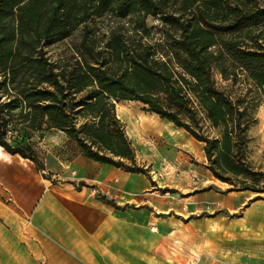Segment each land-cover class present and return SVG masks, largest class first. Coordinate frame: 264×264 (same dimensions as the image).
<instances>
[{"label":"trees","instance_id":"obj_1","mask_svg":"<svg viewBox=\"0 0 264 264\" xmlns=\"http://www.w3.org/2000/svg\"><path fill=\"white\" fill-rule=\"evenodd\" d=\"M148 17L163 26L149 28ZM79 30L73 53L53 60L47 48ZM215 70L234 86L250 83L249 94L220 89ZM252 89L264 97L256 0H0V147L39 171L30 141L58 131L91 161L145 174L116 113V103L134 101L203 143L217 180L264 193V174L247 155Z\"/></svg>","mask_w":264,"mask_h":264},{"label":"crops","instance_id":"obj_2","mask_svg":"<svg viewBox=\"0 0 264 264\" xmlns=\"http://www.w3.org/2000/svg\"><path fill=\"white\" fill-rule=\"evenodd\" d=\"M142 131L146 136L168 132L190 153L189 145L198 146L183 129L156 115L147 117ZM183 160L176 168L192 172L173 174L172 186L187 195L195 190L191 201L218 199L209 170ZM74 163L85 183L82 188L71 182L53 184L35 163L2 149L0 191H7L11 202L0 200V264H135L138 253H159L161 224H172L175 231L177 222L168 212H177L185 201L158 197L155 184L143 174L80 154ZM93 188L107 191L108 197L101 200ZM219 200L227 205L226 199ZM140 258L142 264H159L153 257L151 263L148 257Z\"/></svg>","mask_w":264,"mask_h":264},{"label":"rangeland","instance_id":"obj_3","mask_svg":"<svg viewBox=\"0 0 264 264\" xmlns=\"http://www.w3.org/2000/svg\"><path fill=\"white\" fill-rule=\"evenodd\" d=\"M256 1L264 5V0ZM125 21L127 20L122 21V24ZM96 25L104 31L107 30L110 23L100 20ZM147 25L149 28L163 26L160 19L156 17H148ZM80 34L79 30L71 38L47 48L48 54L57 61L61 57L69 55L70 51L73 53L72 46L79 41ZM152 36L153 41L160 39L157 31H154ZM214 79L220 89L231 93L233 97L249 94L250 83L241 81L234 86L231 81L224 80L217 70L214 71ZM241 79L243 80V78ZM252 91L250 98L255 108L257 121L248 131L247 155L254 170L264 174V97L254 89ZM118 110L120 115L117 113ZM116 113L125 125L126 134L136 153L138 167L145 170L146 173L143 175L155 184L154 190L158 191V197L171 201H185L177 212H168L169 215L174 216L172 218L177 222L174 232L171 230L172 224L167 222L161 224L159 253L153 255L147 252L138 253L136 259L132 258L135 259L134 263L142 264L139 263L140 257L145 259L148 257V262L153 257L154 262L157 261L159 264H264V193L240 191L217 180L208 169L205 145L201 142L198 143L184 129L198 145L195 144L193 147L189 145L191 153L176 144V139L168 132L146 136L142 131V125L146 124L149 115L156 114L149 112L146 106L140 102H118L116 103ZM159 118L163 123L167 122V120ZM209 135L212 137L216 135V132L210 130ZM9 137H12V140L14 138L21 140L22 136L10 134ZM30 142L35 145L38 156L44 164V177L52 181L53 184L61 181L62 183L71 182L78 188L85 186L79 171L74 168L78 153L71 145H68L69 139L66 135L58 131H45L37 133ZM201 150L204 157L202 160ZM183 158H186L191 164L200 166L199 170H205V168L209 170L212 180L215 181L211 186L216 191L215 195L218 199L191 201L188 198L195 194V190L187 195L182 193L177 186H172L176 185V181L172 177L173 174L184 175L192 172L183 170L180 172L176 168L178 164L185 163ZM198 191L201 192L200 189L196 190V192ZM91 192L101 200L108 197L107 191L103 192L93 188ZM9 197L7 191H0V200L3 204L11 202ZM219 198L226 199L227 205L223 204ZM162 216L167 218V215ZM167 230L171 232L169 235H165ZM146 263L144 262V264Z\"/></svg>","mask_w":264,"mask_h":264},{"label":"bare ground","instance_id":"obj_4","mask_svg":"<svg viewBox=\"0 0 264 264\" xmlns=\"http://www.w3.org/2000/svg\"><path fill=\"white\" fill-rule=\"evenodd\" d=\"M2 149H3V148H2V147H0V155H1Z\"/></svg>","mask_w":264,"mask_h":264}]
</instances>
